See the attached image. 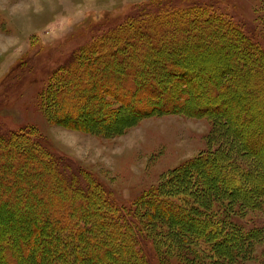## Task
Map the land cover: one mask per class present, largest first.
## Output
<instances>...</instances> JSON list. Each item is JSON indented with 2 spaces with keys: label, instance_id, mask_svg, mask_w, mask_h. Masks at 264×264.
<instances>
[{
  "label": "trees",
  "instance_id": "obj_1",
  "mask_svg": "<svg viewBox=\"0 0 264 264\" xmlns=\"http://www.w3.org/2000/svg\"><path fill=\"white\" fill-rule=\"evenodd\" d=\"M216 2L136 7L76 47L42 92L48 118L83 132L118 135L152 116L207 118V150L124 207L82 169L67 168L81 185L56 177L35 132L0 136V264H264V46ZM33 42L4 81L34 69ZM92 95L103 119L81 122ZM67 109L76 115L64 119ZM8 157L24 178L3 170ZM74 186L81 196L59 202ZM248 214L259 221L249 226Z\"/></svg>",
  "mask_w": 264,
  "mask_h": 264
},
{
  "label": "rangeland",
  "instance_id": "obj_2",
  "mask_svg": "<svg viewBox=\"0 0 264 264\" xmlns=\"http://www.w3.org/2000/svg\"><path fill=\"white\" fill-rule=\"evenodd\" d=\"M154 1L157 0H0V88L7 84L9 87L0 91V136L21 129L35 132L41 141L38 145L51 154L50 164L59 167L56 177L64 176L69 182L81 185L77 179H68L67 168H72L71 172L82 169L124 207H130L143 191L157 185L168 172L205 152L212 122L207 118L171 114L140 119L118 135L83 132L48 118L42 95L52 72L68 61L83 41L101 35L121 23L136 7ZM221 1V6L218 2L215 6L248 25L264 46V0ZM32 38L33 54L37 58L34 69L27 70L23 76L12 74L4 81L31 49ZM123 69L118 67L114 72L122 75ZM76 96L80 93L73 98ZM96 101L98 97L92 95L91 107L88 106L86 113L79 112L78 120L85 114L103 119L97 116ZM61 114L64 119L76 115L71 109ZM3 146L6 144L1 142L0 148ZM3 161V170H15L16 176L24 178V167L14 164L11 157ZM83 192L81 186H74L57 198L59 202L66 201ZM243 221H249L251 226L259 220L248 214ZM150 261L158 264L156 258L151 257ZM243 264H255V261Z\"/></svg>",
  "mask_w": 264,
  "mask_h": 264
}]
</instances>
